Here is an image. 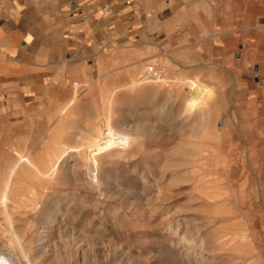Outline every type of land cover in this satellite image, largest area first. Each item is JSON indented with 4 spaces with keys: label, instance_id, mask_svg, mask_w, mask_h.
<instances>
[{
    "label": "rangeland",
    "instance_id": "1",
    "mask_svg": "<svg viewBox=\"0 0 264 264\" xmlns=\"http://www.w3.org/2000/svg\"><path fill=\"white\" fill-rule=\"evenodd\" d=\"M161 47L109 44L56 113L0 108V264H264V143L232 139L221 62Z\"/></svg>",
    "mask_w": 264,
    "mask_h": 264
},
{
    "label": "crops",
    "instance_id": "2",
    "mask_svg": "<svg viewBox=\"0 0 264 264\" xmlns=\"http://www.w3.org/2000/svg\"><path fill=\"white\" fill-rule=\"evenodd\" d=\"M257 1L248 0L242 22L241 0H206V15L195 19L200 0H0V108L20 120L35 110L56 113L76 86L101 75L109 44L148 42L200 58L201 69L221 62V78L238 101L226 124L237 126L232 139L264 143L255 134L264 127L263 112L254 110L264 104V11ZM216 4L226 6L224 16L214 14ZM230 11L233 20L225 19Z\"/></svg>",
    "mask_w": 264,
    "mask_h": 264
},
{
    "label": "bare ground",
    "instance_id": "3",
    "mask_svg": "<svg viewBox=\"0 0 264 264\" xmlns=\"http://www.w3.org/2000/svg\"><path fill=\"white\" fill-rule=\"evenodd\" d=\"M124 143V144H123ZM122 145H125L126 142H123Z\"/></svg>",
    "mask_w": 264,
    "mask_h": 264
}]
</instances>
